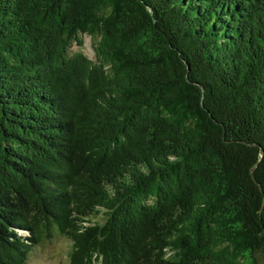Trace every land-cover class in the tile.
Here are the masks:
<instances>
[{
	"label": "trees",
	"instance_id": "1",
	"mask_svg": "<svg viewBox=\"0 0 264 264\" xmlns=\"http://www.w3.org/2000/svg\"><path fill=\"white\" fill-rule=\"evenodd\" d=\"M54 236L264 263V0H0V264Z\"/></svg>",
	"mask_w": 264,
	"mask_h": 264
},
{
	"label": "rangeland",
	"instance_id": "2",
	"mask_svg": "<svg viewBox=\"0 0 264 264\" xmlns=\"http://www.w3.org/2000/svg\"><path fill=\"white\" fill-rule=\"evenodd\" d=\"M78 37L82 41L81 45L73 43L69 51L80 50L88 58L94 60V44L97 39L87 34H78ZM70 244L66 237L54 236L52 239L35 247L24 264H69L68 252Z\"/></svg>",
	"mask_w": 264,
	"mask_h": 264
}]
</instances>
